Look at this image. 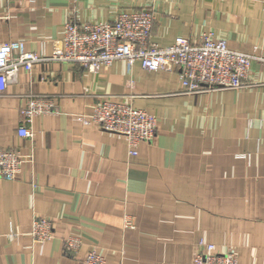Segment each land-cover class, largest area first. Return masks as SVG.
<instances>
[{"label": "crops", "instance_id": "obj_1", "mask_svg": "<svg viewBox=\"0 0 264 264\" xmlns=\"http://www.w3.org/2000/svg\"><path fill=\"white\" fill-rule=\"evenodd\" d=\"M141 8L153 12L152 42L212 32L256 57L249 78L238 89L189 94L178 73L139 62L96 72L60 61L21 68L0 94V148L33 161L15 180L0 178V264H83V253L63 252L69 236L107 264H191L200 240L235 248L239 264H264V0H0V43L51 54L66 22ZM31 95L54 98L60 112L36 117L33 136L21 138ZM103 97L157 116L154 139L137 155L124 136L83 124ZM35 217L53 221L52 240H31Z\"/></svg>", "mask_w": 264, "mask_h": 264}, {"label": "built area", "instance_id": "obj_2", "mask_svg": "<svg viewBox=\"0 0 264 264\" xmlns=\"http://www.w3.org/2000/svg\"><path fill=\"white\" fill-rule=\"evenodd\" d=\"M153 19L151 9L141 8L118 11L108 22L76 24L68 21L63 38L53 42L51 54H47L44 46L40 52H34L22 40L1 42L0 94L7 90L21 68L31 71L35 64L50 61L71 63L89 72L118 60H124L129 68L139 62L146 71L178 73L183 92L189 94L238 89L245 85L255 56L231 49L226 40L215 38L212 32L202 34L198 42L180 36L173 44L161 47L151 41ZM59 112L54 98L29 96L21 111L18 135L31 138L36 117ZM81 120L85 126L124 136L130 155L138 154L142 142L154 139L158 123L155 114L135 107L132 102L108 97L100 99L92 112L82 115ZM238 157L250 160V155ZM27 161H33L32 154L26 156L19 149L0 148V178L15 180ZM124 223L126 228L134 227L128 217ZM29 236L34 243L52 240L53 221L35 217ZM63 252L83 253V264H107L97 248L85 247L80 236L67 237L63 241ZM191 264H239L238 252L235 248L219 251L214 244L200 240Z\"/></svg>", "mask_w": 264, "mask_h": 264}]
</instances>
